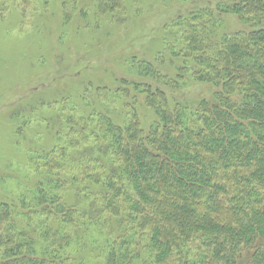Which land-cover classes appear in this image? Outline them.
<instances>
[{
	"label": "trees",
	"instance_id": "trees-1",
	"mask_svg": "<svg viewBox=\"0 0 264 264\" xmlns=\"http://www.w3.org/2000/svg\"><path fill=\"white\" fill-rule=\"evenodd\" d=\"M226 15L244 29L214 41ZM187 17V46L175 55L192 59L187 69L214 95L171 107L162 86L178 81L148 66L144 77L159 82L142 90L154 124L145 131L135 112L124 127L105 120L120 167L77 177L99 188L93 220L81 225L75 209L41 191L38 236L27 237L16 221L8 225L0 264H67L62 249L74 230L87 234L101 217L115 224L104 247L90 246L92 254L105 252L103 264H264V0H230ZM13 212L1 204L0 225Z\"/></svg>",
	"mask_w": 264,
	"mask_h": 264
},
{
	"label": "rangeland",
	"instance_id": "rangeland-1",
	"mask_svg": "<svg viewBox=\"0 0 264 264\" xmlns=\"http://www.w3.org/2000/svg\"><path fill=\"white\" fill-rule=\"evenodd\" d=\"M229 1L105 0L101 8V0H0V205L14 209L0 234L16 221L27 237L38 236L41 191L75 209L81 225L93 220L99 188L76 180L120 167L104 121L124 127L135 112L150 130L155 118L142 90L158 81L144 77L148 66L178 81L162 86L171 107L210 99L216 88L196 81L187 69L192 59L175 54L187 46L181 25L189 14ZM243 29L226 15L212 36ZM105 223L101 217L84 235L74 230L62 249L67 264H103L105 252L92 254L90 246L104 247L115 229Z\"/></svg>",
	"mask_w": 264,
	"mask_h": 264
}]
</instances>
